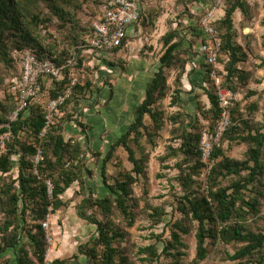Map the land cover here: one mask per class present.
<instances>
[{
	"label": "trees",
	"instance_id": "obj_1",
	"mask_svg": "<svg viewBox=\"0 0 264 264\" xmlns=\"http://www.w3.org/2000/svg\"><path fill=\"white\" fill-rule=\"evenodd\" d=\"M35 1L39 0H0V52L6 54V46L3 43L5 31H13V35L20 41L12 50V54L14 51L28 50L39 59H48L58 65L73 54L79 55L80 43L83 40L80 41L78 36H75L78 43L71 49L72 51H63L58 55L53 54L54 45H43L45 36L38 27L49 23L51 18L42 17L40 14L32 15L30 21L22 26L19 22L20 17L25 18V15L20 13L22 3ZM227 2L223 16L216 22L218 29L222 31L220 53L225 58V61L219 59L225 73L221 87L237 92L240 88L248 86L253 70L244 71L239 67L241 63L247 61L248 57L244 49L249 46L244 48L237 42L233 16L239 11L245 18H249V5L248 0ZM52 10L60 17L65 15V12L58 10L56 6ZM150 17V14L143 16L153 25L149 20ZM90 37L91 35L85 40V44L88 45ZM125 42L126 39L123 45ZM162 43L164 51L158 60L159 67L146 85L144 99L134 109V120L125 133L110 146L103 158L101 178L108 193L102 198H89L87 201V208L96 209L94 213L99 214L101 220L87 216L86 210L79 212L80 218L96 227L95 235L88 242L79 245L71 258H57L49 264H80V258L83 264H152L162 256L169 259L166 264H183L182 259L186 256L187 246L182 242V236L188 235L191 231H194L195 238L194 264L207 258L209 242L214 245L219 241L223 244L241 246L234 254L226 256L228 261L236 264L248 262L264 264V232H254L249 229L258 221L264 222L261 215V207L264 204V130L261 131L262 126H259L253 131L247 119L257 109V104L252 103L247 106V118H245L246 113L243 114L244 108H241V104L239 102L234 104L231 126L221 137L219 145L212 151L214 164L206 178L207 194L201 195L197 191L199 185L195 180L204 170L198 149L201 132L207 129L213 133L220 116L216 87L210 78L213 66L204 63L202 79L204 85L194 86L203 91L209 102L207 109L202 102H197V110L206 124L196 119L195 122H189L185 126L183 113L178 112L176 116L166 117L159 110L158 104L166 97L169 89L167 84L169 70L176 71L170 104L172 106L179 104L183 92L182 79L190 59L189 50L183 47V37L175 30H170L163 36ZM262 45L264 47V35H262ZM12 59L9 57L8 61L16 64ZM259 60L258 67L264 68V57H260ZM77 62L79 69L77 75H80V56ZM109 65L114 66L112 63ZM251 67L254 68L256 65L252 64ZM17 74L18 70L15 75ZM69 84L70 73L66 71L62 80L53 83L49 96L56 97L63 93ZM88 87V83L80 86L79 77L64 106L66 116L49 128L44 138L39 137L44 127L42 104L31 105L30 115L12 125V137L5 143L4 151L0 154V211L4 216L0 223V264H45L47 244L43 222L50 213H55L64 205L61 197L73 183L78 182L80 188L86 185L85 180L81 175L79 176L85 167L80 157L83 153L80 144L77 141L64 142L59 131L63 130L65 121H76L80 127L78 115L80 93H84ZM254 94L248 92V97ZM112 96L111 92L109 98ZM10 99L15 108L14 97L11 96ZM73 104L78 105L74 108ZM0 108L5 114L6 110L3 111L2 106ZM145 116L150 119L149 126L144 124ZM4 118L5 115H0V121ZM166 122L173 127L171 133H176L181 139L180 148L173 150L172 155L178 151L184 155V160L176 164L180 185L184 191L182 196L176 198V210L181 218L173 223L170 222V238L167 242L163 241L161 251L156 245L162 241V234L153 233L150 234L149 239L155 240V243L138 248L136 252L134 244L129 243L130 249L126 250L122 247V243L128 242L127 235L123 229L113 223L112 217L120 215L128 228L134 225L136 218L134 209L137 207V202L132 195L133 186L146 183V165L149 160V153L137 158L135 150L142 149L141 140L144 137L147 143L155 146V138L159 136ZM178 122L179 126L175 127ZM19 133L25 135L24 141L20 140ZM225 142L228 143V150L237 143L245 144L247 149L244 156L239 160L226 156L223 148ZM118 148L125 150L132 169L129 172H120L113 183L109 184L105 172L106 165ZM36 149L42 151L41 163L37 166L40 178L33 175L35 166L32 159ZM14 156L17 157L16 161L12 159ZM15 165L18 167L17 178L14 182L8 183L5 181V175ZM44 178L53 182L51 199ZM14 183L17 188L13 186ZM143 196L145 208L141 213L151 220L152 226H155L162 222L164 211L148 206L145 188ZM28 216L30 221L27 220ZM9 252L14 253L13 259L6 257Z\"/></svg>",
	"mask_w": 264,
	"mask_h": 264
},
{
	"label": "rangeland",
	"instance_id": "obj_2",
	"mask_svg": "<svg viewBox=\"0 0 264 264\" xmlns=\"http://www.w3.org/2000/svg\"><path fill=\"white\" fill-rule=\"evenodd\" d=\"M227 1L222 8L223 11L227 7ZM194 5V0H141V22L128 33L126 42L120 50L101 59L102 57L90 54L87 51V43H84L90 35L92 21L99 17L98 0H39L34 3H22L20 13L25 15V18H19L22 26L30 21L32 15L40 14L42 17L51 18L49 23L40 25L38 28L45 36L43 45H54V55H58L63 51L69 52L74 48L78 43L75 36H78L80 41L83 40L80 43L79 53L80 86L86 83L89 84L86 91L80 93L79 129H72L69 125L70 121H65L63 130L59 131L64 142L77 141L80 144V149L83 152L80 157L83 159L85 167L81 174L79 173V176L81 175L82 179L85 180L86 185L80 188L78 182L73 183L61 197L64 205L55 213H50L47 220H45L47 222V228L44 230L47 244L45 261L47 263L57 258H71L76 253L79 245L88 242L95 235L96 227L80 218L79 212L86 210L87 216H94V218L101 220V216L94 213L96 209L87 208V201L89 198H102L108 193L101 178L103 158L110 146L125 133L134 120V109L144 99L146 85L159 67L158 60L164 51L163 36L170 30L177 31L178 35L183 37V47L189 50L188 58L191 57L189 61L194 59L192 62H195L197 66L196 47L204 39L199 30V21L203 14L202 11H199L200 8ZM248 5L249 18H245L239 11H236L233 16V23L237 34V42L244 48L249 46L247 49L251 50L244 49L248 58L239 67L241 70H253V72L248 86L234 92L238 97L235 104L239 102L241 108H244L245 118L248 116L247 106L252 103L257 104V109L247 119L253 131L259 126H262L260 130L263 131L264 68H259L258 65L260 64L259 58L264 57V47L262 45L264 0H248ZM54 6L65 12V15L60 17L54 14L52 10ZM147 14H150L151 19L149 20L153 22V25L143 18ZM191 14L193 16H190ZM220 14L222 15V12ZM217 18L213 26L220 37L222 31L218 29L216 22L221 17L218 16ZM246 29L248 32H246ZM13 34V31H5L3 43L6 46V54L0 52V106L4 108L3 111L6 110L4 114L0 108V115L5 116L9 115L14 109L8 90L11 81L16 76L17 66L9 62L8 59L9 57L12 59V50L15 49L14 47L20 40ZM50 52L52 51L50 50ZM219 59L225 61L221 53ZM109 63L114 64V66H110ZM252 64L256 67L252 68ZM222 67V63H219V68L214 70L223 78L225 73ZM167 74L169 89L166 97L158 104L159 110L166 117L176 116L178 112L183 113L185 126L189 122H195L196 119H199L200 123L206 124L197 110V102H202L206 109L209 108L203 91L200 88L192 89L187 84V78H184V75L182 82L185 84L182 87L183 92L180 95V102L172 106L170 97L176 71L169 70ZM192 77L195 78V76ZM111 92L113 96L109 98ZM248 92H254L255 94L248 97ZM73 105L76 108L78 104ZM179 122L175 124V127L179 126ZM144 124L145 126L150 125L148 116L144 117ZM172 128V125L166 122L159 136L155 138V146L147 143L144 137L141 140L142 149L135 150L137 158H140L142 154L149 153V160L146 165L147 181L144 184L145 187L142 183L133 186L132 195L137 202V207L134 209L136 215L134 225L128 228L120 215L112 217L113 223L123 229L127 235L128 242L122 243V247L126 250L130 249V244H134V251L136 252L138 248L155 243V240L149 239L150 234L153 233L156 235L162 234V241L156 245L158 250L161 251L163 241L167 242L170 238V222L173 223L181 218L176 210V198L182 196L184 191L180 185L176 164L184 160V155L179 151L172 155L173 150H177L181 145V139L177 137V134L171 133ZM188 130H190L189 127ZM19 136H21V141L25 140L24 134L19 133ZM223 148L226 156L236 160L241 159L247 149L245 144L237 143L228 150L227 142L223 144ZM12 159L16 161L17 157L14 156ZM131 169L132 165L128 161L127 153L123 148H118L106 165L105 172L108 183L112 184L120 172H129ZM17 174L18 167L15 165L5 175V181L8 183L14 182ZM43 180L49 182L51 187L53 186L50 179L44 178ZM195 180L199 185L197 191L206 196L207 180L201 179V174ZM13 186L16 187V183ZM144 188L147 191V198L145 199L148 206L160 208L164 211L162 222L155 226H152L151 220L141 213L145 208L144 199H142L144 198ZM49 210L51 211V208ZM261 215L264 218V204L261 207ZM3 218V212L0 211V223ZM27 220L30 221V216L27 217ZM249 229L254 232H264V222L262 220L258 221L256 224L251 225ZM182 242L187 246L186 256L182 259L183 264H194V231L182 236ZM239 248L241 246L236 244H223L219 241L212 245L209 242L208 256L198 264H236L228 261L226 256L234 254ZM6 257L13 259L14 253L9 252ZM168 262L169 259L162 256L152 264H166ZM80 264H83L81 258Z\"/></svg>",
	"mask_w": 264,
	"mask_h": 264
},
{
	"label": "built area",
	"instance_id": "obj_3",
	"mask_svg": "<svg viewBox=\"0 0 264 264\" xmlns=\"http://www.w3.org/2000/svg\"><path fill=\"white\" fill-rule=\"evenodd\" d=\"M197 1L205 4V12L199 21V30L204 39L198 48L204 63L213 66L210 78L216 87L220 109L215 131L211 133L207 129H203L198 146L200 162L204 165L201 179L206 181L214 164L211 157L212 151L215 146L219 145L221 137L231 126V112L238 97L234 92L221 87L222 77L214 70L219 68L221 39L213 23L218 19L217 17L227 0ZM98 2L99 17L91 23V37L88 40L87 51L96 57L105 58L119 50L129 30L141 22V0H98ZM78 57V54H73L61 65H58L48 59H39L28 50L13 52L12 58L16 62L18 74L11 81L8 93L14 97L16 106L9 115L5 116L3 121H0V154L5 143L12 137V125L30 115L31 105L42 104L44 108V127L39 134L40 138H44L47 130L66 116L64 106L80 77L77 75L79 72ZM66 71L70 73L69 86L63 93L56 97H50L49 92L53 83L62 80ZM69 125L72 129H79L76 121L69 122ZM41 158V149H36L32 162L35 166L33 175L37 178H40L37 166L41 163ZM44 184L47 187L48 196L51 197L53 186L51 187L47 181H44ZM42 227L46 230L47 222L44 221ZM45 264H49V262Z\"/></svg>",
	"mask_w": 264,
	"mask_h": 264
},
{
	"label": "crops",
	"instance_id": "obj_4",
	"mask_svg": "<svg viewBox=\"0 0 264 264\" xmlns=\"http://www.w3.org/2000/svg\"><path fill=\"white\" fill-rule=\"evenodd\" d=\"M194 6H198L200 8L199 11H202V14H204L205 12V4L204 3H201V1H197V0H194ZM222 12V15L220 14ZM219 13V17H222L223 14H224V11L221 10ZM190 16H193V14H191ZM132 29L129 30V32L131 31ZM128 32V33H129ZM199 46L196 47V57H197V66L195 64V62H192V61H189V64H187L186 66V69H185V73H184V78L186 77L187 78V84L190 85V87L192 89H195L197 87H194L195 85H204L203 84V76H204V69H203V65H204V60H203V56L202 54H200L199 52ZM190 60H191V57H190ZM192 76H195V78H193ZM183 83V87H184V82ZM199 88V87H198ZM206 100H207V97L205 96ZM207 103L209 104L208 100H207Z\"/></svg>",
	"mask_w": 264,
	"mask_h": 264
},
{
	"label": "water",
	"instance_id": "obj_5",
	"mask_svg": "<svg viewBox=\"0 0 264 264\" xmlns=\"http://www.w3.org/2000/svg\"><path fill=\"white\" fill-rule=\"evenodd\" d=\"M246 32H248V30L246 29Z\"/></svg>",
	"mask_w": 264,
	"mask_h": 264
}]
</instances>
